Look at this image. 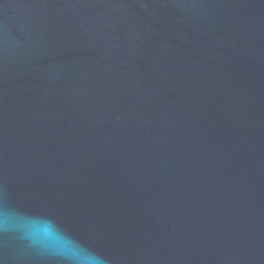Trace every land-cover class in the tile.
I'll use <instances>...</instances> for the list:
<instances>
[{"label": "water", "instance_id": "95a60500", "mask_svg": "<svg viewBox=\"0 0 264 264\" xmlns=\"http://www.w3.org/2000/svg\"><path fill=\"white\" fill-rule=\"evenodd\" d=\"M264 264V0H0V264Z\"/></svg>", "mask_w": 264, "mask_h": 264}, {"label": "clouds", "instance_id": "9594fccd", "mask_svg": "<svg viewBox=\"0 0 264 264\" xmlns=\"http://www.w3.org/2000/svg\"><path fill=\"white\" fill-rule=\"evenodd\" d=\"M62 253L65 257V259L69 262V264H72V261L74 260V255L71 249H64L62 250Z\"/></svg>", "mask_w": 264, "mask_h": 264}]
</instances>
